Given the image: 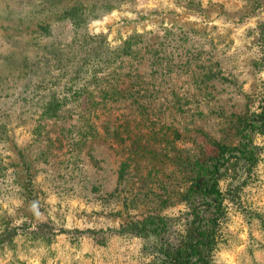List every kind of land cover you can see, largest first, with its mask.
<instances>
[{
	"label": "rangeland",
	"instance_id": "obj_1",
	"mask_svg": "<svg viewBox=\"0 0 264 264\" xmlns=\"http://www.w3.org/2000/svg\"><path fill=\"white\" fill-rule=\"evenodd\" d=\"M72 1L0 0V230H14L0 264H146V240L114 229L150 211L178 226L187 163L257 110L264 0H108L76 28ZM83 34L139 35V53L96 72L103 91L74 72ZM252 142L261 158L225 193L217 264H264V136Z\"/></svg>",
	"mask_w": 264,
	"mask_h": 264
},
{
	"label": "trees",
	"instance_id": "obj_2",
	"mask_svg": "<svg viewBox=\"0 0 264 264\" xmlns=\"http://www.w3.org/2000/svg\"><path fill=\"white\" fill-rule=\"evenodd\" d=\"M108 2L102 0V3L95 5L73 0L61 14L76 28L110 9L112 5ZM138 36L130 35L119 45L109 47L100 39L83 34L80 49L87 52L80 55L79 51L75 55L77 68H74V72L81 70L78 67H85L88 82L103 91L105 84L100 88L102 77H97L96 72L121 63L123 57L139 53L134 41ZM143 123H146V119ZM141 128L146 129L147 124ZM233 130L235 142L232 145L215 142L214 155L187 163L191 173L185 178L186 185L175 194V201L183 207V216L178 226L174 227L170 216L150 211L131 217L120 224L118 229H114L146 240L147 244L142 246L150 255L146 264H217L215 255L218 244L226 239L225 193L232 196L233 186L237 188L243 185L261 158L260 148L253 144L252 136H264V91L257 110L237 117ZM131 158L128 156L125 160ZM222 181L226 184L225 189L221 187ZM3 223L0 245L3 242L9 243L14 235L13 228L7 225L6 220ZM32 233L36 234L35 231Z\"/></svg>",
	"mask_w": 264,
	"mask_h": 264
}]
</instances>
